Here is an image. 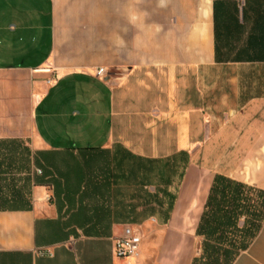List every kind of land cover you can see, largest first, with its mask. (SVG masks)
Here are the masks:
<instances>
[{
  "label": "crops",
  "instance_id": "crops-1",
  "mask_svg": "<svg viewBox=\"0 0 264 264\" xmlns=\"http://www.w3.org/2000/svg\"><path fill=\"white\" fill-rule=\"evenodd\" d=\"M215 174L264 190V60L216 59L213 0H0V264H193Z\"/></svg>",
  "mask_w": 264,
  "mask_h": 264
},
{
  "label": "trees",
  "instance_id": "trees-1",
  "mask_svg": "<svg viewBox=\"0 0 264 264\" xmlns=\"http://www.w3.org/2000/svg\"><path fill=\"white\" fill-rule=\"evenodd\" d=\"M218 61L264 60V0H213ZM264 220V190L215 174L196 228L193 264H230Z\"/></svg>",
  "mask_w": 264,
  "mask_h": 264
},
{
  "label": "built area",
  "instance_id": "built-area-1",
  "mask_svg": "<svg viewBox=\"0 0 264 264\" xmlns=\"http://www.w3.org/2000/svg\"><path fill=\"white\" fill-rule=\"evenodd\" d=\"M105 73L104 68L100 67L95 74L101 76ZM142 241V236L137 226L126 225L122 233L113 240V252L116 257L129 258L137 257Z\"/></svg>",
  "mask_w": 264,
  "mask_h": 264
},
{
  "label": "rangeland",
  "instance_id": "rangeland-1",
  "mask_svg": "<svg viewBox=\"0 0 264 264\" xmlns=\"http://www.w3.org/2000/svg\"><path fill=\"white\" fill-rule=\"evenodd\" d=\"M137 227L139 228V231H140V233H141V235H142V228L139 227V226H137Z\"/></svg>",
  "mask_w": 264,
  "mask_h": 264
}]
</instances>
